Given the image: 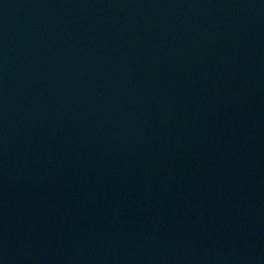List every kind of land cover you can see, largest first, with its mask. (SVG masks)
I'll return each mask as SVG.
<instances>
[{"label":"water","instance_id":"95a60500","mask_svg":"<svg viewBox=\"0 0 264 264\" xmlns=\"http://www.w3.org/2000/svg\"><path fill=\"white\" fill-rule=\"evenodd\" d=\"M0 264H264V0H0Z\"/></svg>","mask_w":264,"mask_h":264}]
</instances>
